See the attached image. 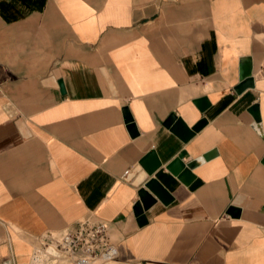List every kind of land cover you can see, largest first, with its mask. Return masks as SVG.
<instances>
[{
	"label": "crops",
	"instance_id": "1",
	"mask_svg": "<svg viewBox=\"0 0 264 264\" xmlns=\"http://www.w3.org/2000/svg\"><path fill=\"white\" fill-rule=\"evenodd\" d=\"M84 219L102 264H264V0H0V264Z\"/></svg>",
	"mask_w": 264,
	"mask_h": 264
},
{
	"label": "built area",
	"instance_id": "2",
	"mask_svg": "<svg viewBox=\"0 0 264 264\" xmlns=\"http://www.w3.org/2000/svg\"><path fill=\"white\" fill-rule=\"evenodd\" d=\"M117 255L118 249L109 241L106 224L84 219L71 229L46 234L28 264H96L113 260Z\"/></svg>",
	"mask_w": 264,
	"mask_h": 264
},
{
	"label": "water",
	"instance_id": "3",
	"mask_svg": "<svg viewBox=\"0 0 264 264\" xmlns=\"http://www.w3.org/2000/svg\"><path fill=\"white\" fill-rule=\"evenodd\" d=\"M58 83H59L61 92L63 93L64 92V87H63L62 81L59 80ZM247 84H249V81L243 82L239 86V90L242 89L243 87H245ZM255 118H256V120H258V118H259L257 112H256V115H255ZM172 119H173V117H171L169 119V121L172 120ZM189 167H190V165L189 166L185 165L183 167V164L181 163V161L179 159H175L171 163V165H169L168 168L171 171H173L174 173H177V174L179 173V179L180 180H182L183 182H189L191 180V176L189 175ZM146 186L148 188H150L156 195H158L160 197L163 195V192H161V189L159 188L158 184H155V183L151 182V183H148ZM139 195H140V198H141V202H142V204H143V206L145 208H147L153 202V199L150 197V195L147 194V192L142 190V191L139 192ZM139 212H141V209H139V208L136 209V213L139 214Z\"/></svg>",
	"mask_w": 264,
	"mask_h": 264
},
{
	"label": "rangeland",
	"instance_id": "4",
	"mask_svg": "<svg viewBox=\"0 0 264 264\" xmlns=\"http://www.w3.org/2000/svg\"><path fill=\"white\" fill-rule=\"evenodd\" d=\"M61 264H66V263L62 262ZM96 264H102V262L99 261V262H97ZM108 264H109V263H108Z\"/></svg>",
	"mask_w": 264,
	"mask_h": 264
},
{
	"label": "bare ground",
	"instance_id": "5",
	"mask_svg": "<svg viewBox=\"0 0 264 264\" xmlns=\"http://www.w3.org/2000/svg\"><path fill=\"white\" fill-rule=\"evenodd\" d=\"M46 264H52V263H46Z\"/></svg>",
	"mask_w": 264,
	"mask_h": 264
}]
</instances>
